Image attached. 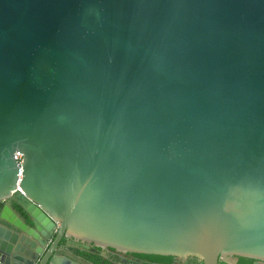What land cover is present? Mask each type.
Here are the masks:
<instances>
[{
  "label": "water",
  "instance_id": "95a60500",
  "mask_svg": "<svg viewBox=\"0 0 264 264\" xmlns=\"http://www.w3.org/2000/svg\"><path fill=\"white\" fill-rule=\"evenodd\" d=\"M10 198L0 264H80L64 236L264 262V0H0Z\"/></svg>",
  "mask_w": 264,
  "mask_h": 264
},
{
  "label": "flooded vegetation",
  "instance_id": "af4514ba",
  "mask_svg": "<svg viewBox=\"0 0 264 264\" xmlns=\"http://www.w3.org/2000/svg\"><path fill=\"white\" fill-rule=\"evenodd\" d=\"M15 202V198L0 202V211L7 206L22 221L25 215ZM25 222L28 227H32L27 217ZM48 235L49 238L43 249L44 255L52 249L56 240V232ZM52 250H54L52 257L58 263H62L64 258H70L80 264H201V261L195 257L142 254L111 246H98L94 242L82 241L70 236L61 238ZM241 261L242 257L229 255L221 258L219 264H241ZM251 264H264V262L253 260Z\"/></svg>",
  "mask_w": 264,
  "mask_h": 264
},
{
  "label": "trees",
  "instance_id": "16d2710c",
  "mask_svg": "<svg viewBox=\"0 0 264 264\" xmlns=\"http://www.w3.org/2000/svg\"><path fill=\"white\" fill-rule=\"evenodd\" d=\"M253 262L252 259H246L242 257L241 264H251Z\"/></svg>",
  "mask_w": 264,
  "mask_h": 264
},
{
  "label": "built area",
  "instance_id": "2783aa9c",
  "mask_svg": "<svg viewBox=\"0 0 264 264\" xmlns=\"http://www.w3.org/2000/svg\"><path fill=\"white\" fill-rule=\"evenodd\" d=\"M16 160H19V161H21V160H22V156H21V155H19V154H17V155H16ZM20 178H21V176H20Z\"/></svg>",
  "mask_w": 264,
  "mask_h": 264
}]
</instances>
